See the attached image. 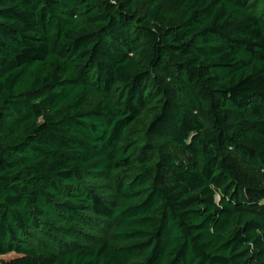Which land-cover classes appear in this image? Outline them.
<instances>
[{
  "label": "trees",
  "instance_id": "16d2710c",
  "mask_svg": "<svg viewBox=\"0 0 264 264\" xmlns=\"http://www.w3.org/2000/svg\"><path fill=\"white\" fill-rule=\"evenodd\" d=\"M0 264H264V0H0Z\"/></svg>",
  "mask_w": 264,
  "mask_h": 264
},
{
  "label": "rangeland",
  "instance_id": "374dc122",
  "mask_svg": "<svg viewBox=\"0 0 264 264\" xmlns=\"http://www.w3.org/2000/svg\"><path fill=\"white\" fill-rule=\"evenodd\" d=\"M5 259H7V258H5Z\"/></svg>",
  "mask_w": 264,
  "mask_h": 264
}]
</instances>
